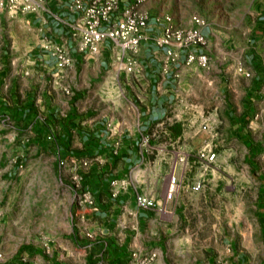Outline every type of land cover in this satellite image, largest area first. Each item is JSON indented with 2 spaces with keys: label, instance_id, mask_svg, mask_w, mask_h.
Segmentation results:
<instances>
[{
  "label": "crops",
  "instance_id": "1",
  "mask_svg": "<svg viewBox=\"0 0 264 264\" xmlns=\"http://www.w3.org/2000/svg\"><path fill=\"white\" fill-rule=\"evenodd\" d=\"M68 1L45 0L36 14L10 15L0 10V115H7L14 129L27 130L26 141L34 154L50 153L57 160L101 159V164L81 173V184L97 208L92 212L83 206L90 211L83 219L100 229L102 236L96 240L105 248L108 264H120L128 252L151 250L156 256L153 264H213L209 258L199 263L181 246L177 218L163 214H172L179 191L191 192L194 182H189L188 173L193 148L202 142L219 145L229 135L247 149L246 156L259 149L254 129L264 118L259 54L264 48V2L246 31L244 45L236 47L226 35L235 25L206 22L201 34L207 69L184 66L180 52L168 72L162 71L165 49L157 47L153 38L160 33L164 16L178 28L188 27L190 17L164 0L144 2L147 25L135 55L138 73L127 74L113 68L117 50L108 41L99 45L96 54L76 50L70 26L78 14L68 9ZM46 40L65 49L71 59L68 67L55 68V58L42 48ZM238 66L248 76L237 73ZM200 113L207 117L198 120ZM197 121L207 127L200 134L194 127ZM0 141L6 145L8 139ZM177 153L187 157L186 164L175 161ZM5 157L0 151V161ZM172 169L180 187L171 200L164 201ZM114 179L123 180L125 186L111 198L109 182ZM135 193L161 203L163 210L137 209ZM256 208V222L263 226L260 201ZM260 237L264 240L263 228ZM25 248L16 251L17 258L21 252L34 254L32 248ZM225 256L230 264H255L247 251L230 247Z\"/></svg>",
  "mask_w": 264,
  "mask_h": 264
},
{
  "label": "rangeland",
  "instance_id": "2",
  "mask_svg": "<svg viewBox=\"0 0 264 264\" xmlns=\"http://www.w3.org/2000/svg\"><path fill=\"white\" fill-rule=\"evenodd\" d=\"M164 2L189 17L199 16L205 23L235 25L226 35L237 47L245 44L246 31L264 0ZM259 54L263 62L264 48ZM206 115L200 113L198 120ZM6 116L0 115V138L8 139L6 145L0 141V151L6 153L0 161V264H108L105 248L96 240L102 236L100 229L92 220L83 219L90 211L77 203L74 168L70 164L58 168L53 154H34L26 141L27 130L14 129ZM204 123L195 122L197 134L203 132ZM254 133L260 145L254 156H246L247 149L231 141L229 135L219 145L202 142L193 148L189 182H200L202 188L179 191L172 214H163L177 218L180 244L199 263L209 258L213 264H230L225 250L230 252L231 247L249 252L255 264L260 259L264 264V240L260 237L264 225L257 224L255 218L257 201L264 212V118ZM205 145L216 152L214 162L204 169L195 155ZM24 247L32 248L34 254L21 252L17 258L16 251ZM145 253L128 252L120 264H142Z\"/></svg>",
  "mask_w": 264,
  "mask_h": 264
},
{
  "label": "built area",
  "instance_id": "3",
  "mask_svg": "<svg viewBox=\"0 0 264 264\" xmlns=\"http://www.w3.org/2000/svg\"><path fill=\"white\" fill-rule=\"evenodd\" d=\"M45 0H0V10L6 11L10 15L14 14H36L43 10ZM147 0H69L67 7L70 11L78 15L70 26V37L76 42L78 52L96 54L99 45L108 41L116 48L117 53L113 60V68L118 72L127 74H137L135 55L138 51L139 43L145 39V29L147 25V14L142 9V5ZM163 27L159 34L154 36L153 43L157 47L165 49V58L162 63V71L168 72L170 67L177 62L180 52H183V65L194 64L199 69H207L208 57L202 52L205 46V39L201 34V29L205 22L199 16H191L190 25L186 28H178L171 23L169 16L163 17ZM42 48L50 51L55 58V68L61 70L71 64V59L65 49L44 41ZM264 71V60L262 62ZM235 71L248 76L240 66ZM6 119H8L6 117ZM2 122V120H0ZM201 129H207L203 124ZM50 140V136L46 137ZM118 148V143H114V150ZM195 158L205 168L214 162L215 154L210 147L205 145L196 152ZM187 157L176 154L175 161L186 164ZM98 156L90 158L68 160H57L58 168H64L70 164L74 168L73 190L77 203L88 207L92 212L97 208L91 194L81 184L82 172L93 164H101ZM203 169V170H204ZM123 180H111L109 182V196L115 198L119 191L123 189ZM180 184L173 174V169L167 176V184L163 194V200L169 201L179 190ZM202 188L200 182L190 185L191 192H198ZM134 203L137 209H157L161 212V203L142 194L135 193ZM155 254L151 251L145 253L142 264H150ZM227 264V263H223Z\"/></svg>",
  "mask_w": 264,
  "mask_h": 264
},
{
  "label": "trees",
  "instance_id": "4",
  "mask_svg": "<svg viewBox=\"0 0 264 264\" xmlns=\"http://www.w3.org/2000/svg\"><path fill=\"white\" fill-rule=\"evenodd\" d=\"M25 248V247H24ZM28 247H26L25 249H27ZM9 264V263H8Z\"/></svg>",
  "mask_w": 264,
  "mask_h": 264
}]
</instances>
